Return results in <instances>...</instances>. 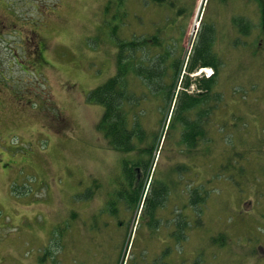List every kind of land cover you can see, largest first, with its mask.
<instances>
[{"label": "rangeland", "instance_id": "obj_1", "mask_svg": "<svg viewBox=\"0 0 264 264\" xmlns=\"http://www.w3.org/2000/svg\"><path fill=\"white\" fill-rule=\"evenodd\" d=\"M200 2L0 0V264H54L55 258L60 264H116L124 228L113 227L114 219L111 229L105 227L108 214L96 217L101 207L94 202L104 198L106 208L111 202L106 193L117 197L123 178L118 174L111 184V171L117 173L122 159L111 168V149L97 130L104 107L89 104L87 96L117 72L115 26L126 39L158 36L162 51H176L180 41L185 59L197 43L193 26ZM255 11L253 6L248 14L241 0H211L206 7V20L218 16V35L225 41L219 38L216 53L223 65L210 103L211 200L206 209L193 211L194 253L188 257L183 245L175 248V256L193 261L189 264H264V33ZM237 13L252 19L254 34L232 32L228 16ZM25 38H32L31 49L39 40L46 46L45 60L33 68ZM147 105L157 108V97ZM153 112L143 124L160 130L167 110ZM173 139L172 134L166 144ZM167 149L159 166L163 180L168 166L179 165L168 164ZM171 155L189 163L181 151ZM177 191L184 195L188 186ZM133 219L130 213L126 222ZM146 232L141 222L127 263L142 261L140 255L145 260V248L149 260L160 253L152 240L144 245Z\"/></svg>", "mask_w": 264, "mask_h": 264}, {"label": "trees", "instance_id": "obj_2", "mask_svg": "<svg viewBox=\"0 0 264 264\" xmlns=\"http://www.w3.org/2000/svg\"><path fill=\"white\" fill-rule=\"evenodd\" d=\"M119 1L122 2L123 0ZM153 1L163 3L166 0ZM254 2H257V8L261 9L263 15L262 23L264 24V0H254ZM206 21L191 53L187 70L191 73L200 67H211L214 69L215 75L210 79H196V85L200 91L197 94L191 95L185 91L180 93L176 102L174 115L170 122V130L172 132L178 133L183 130V133H186L188 141L194 145L205 139L207 142V137H209V122L212 112L210 103L212 97L215 95L214 92L219 89L221 67L223 65L221 57L215 52L217 44L216 27L212 21ZM262 23L261 31L263 32L264 27ZM233 27L237 32V36L244 35L249 37L254 30V24L245 16L235 17L233 19ZM118 29L119 26L117 25L111 31V45L117 48L115 61L117 72L107 82L90 91L87 98L89 102L104 107L103 117L98 125L100 134L108 141L110 147L112 145L118 151H126L134 150L135 135L138 136L139 141L149 146L146 143L148 133L140 127L143 118L140 113L143 112L137 110L140 104H144L146 100L141 102L139 97H134L136 93L134 90H136V87H144L147 91L156 92L161 96V101L160 97H157V105L160 106L161 103L167 110L166 115L162 117L165 123L169 107L175 97L185 61L182 59V46L178 47L176 51H172L171 48H166L162 51L161 42L158 37L140 39L139 36H134L131 39H126L117 35ZM28 40H32V38H25L24 44L29 43L28 49H26L29 50V53L33 54V60L27 61L33 68L34 64L45 60V52L43 55V51H45L46 46L44 42L39 40L36 49L34 47L31 49V43ZM234 43L237 44V41L234 40ZM249 48L251 49L253 46L251 45ZM156 49L158 54H156ZM152 52L155 53L152 55ZM171 74L174 75V82L169 84L167 81L169 79L172 80ZM184 77L186 86L188 87L191 84V80L188 76ZM180 127L181 129H179ZM153 149L154 147L147 150L151 156ZM162 194L166 196L168 190L165 189ZM159 195L157 193L156 197L148 199L151 211L156 212V210L166 206L164 197ZM129 198V205L137 209L141 198V188L136 187ZM197 203L198 200L195 201V204ZM160 206L163 207L158 208ZM171 253L172 251L169 249L164 252L162 258L165 264H172V262L178 261L177 259L170 260ZM181 262L183 263V261Z\"/></svg>", "mask_w": 264, "mask_h": 264}]
</instances>
